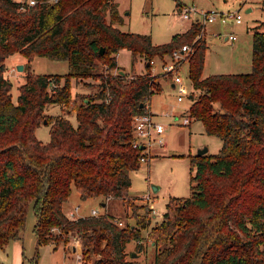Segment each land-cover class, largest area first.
Wrapping results in <instances>:
<instances>
[{"label":"trees","instance_id":"obj_1","mask_svg":"<svg viewBox=\"0 0 264 264\" xmlns=\"http://www.w3.org/2000/svg\"><path fill=\"white\" fill-rule=\"evenodd\" d=\"M121 21L116 0H39L25 10L17 0H0V247L20 238L31 205L37 244L66 245L77 236L83 260L92 264H136L132 252L144 253L145 264H264V20L252 27L250 71L207 76L200 22L154 43L150 34L121 30ZM185 43L197 91L187 115L221 145L214 154L189 156L190 194L169 197L161 220L150 226L151 207L128 195L141 154L132 147L131 120L161 90L149 61ZM124 48L131 69L144 58L142 73L130 75L117 64ZM15 53L65 60L68 71H26L13 102L4 72ZM88 78L97 80L94 92L72 90ZM52 105L60 112L49 114ZM44 119L45 142L35 134ZM72 185L81 199L99 196L106 205L121 198L134 222L118 224L107 212L68 218L63 204ZM131 240L136 243L127 250Z\"/></svg>","mask_w":264,"mask_h":264},{"label":"rangeland","instance_id":"obj_2","mask_svg":"<svg viewBox=\"0 0 264 264\" xmlns=\"http://www.w3.org/2000/svg\"><path fill=\"white\" fill-rule=\"evenodd\" d=\"M118 9L122 15V21L118 27L123 31L139 32L150 34L154 43H164L170 40L171 36L177 32L184 31L190 24V19L180 16L177 2L181 4H195L201 8H211L218 10L236 9L240 7L242 21L240 23L226 22L220 23L206 22L203 39L206 42L205 63L202 76L214 73L248 72L251 69V46L252 27L264 20V0H251L247 4H242L240 0H116ZM251 6L250 11H246L247 6ZM262 27V26H259ZM235 34L234 40L224 39V34ZM154 63L150 64V71L158 76L162 82V90L154 92L150 98L151 107L157 113V121L164 125L163 147L153 145L150 147L151 155L146 161H140V166L136 170L130 171V187L128 195L133 199V203L145 204L151 207L152 226L162 218L165 211V204L169 197H185L190 194V163L189 156L195 155L198 149L207 147L206 153L214 154L218 151L221 140L215 135L205 132L203 124L198 119H189L187 124L182 120L187 115V108L191 100L187 96L192 88L188 75V64L186 61L180 67L179 73L184 81V97L177 101L178 90L170 88L171 73H164L161 67V60L153 58ZM144 58L134 63L135 69H131V54L127 49H121L117 54V64L129 72L142 73ZM169 62V58H165ZM6 70L4 75L12 82V101L16 102L18 88L22 82L26 71L44 74H63L68 71L65 60L51 59L45 56H35L31 60L15 53L5 59ZM17 64H22V68H17ZM104 65L98 67L99 72H104ZM115 70H113L114 72ZM97 80L88 78L77 84L73 91L94 92ZM194 94L197 91H191ZM49 114L60 112L58 106L52 105L47 108ZM178 117V120H174ZM69 118L75 124L74 115ZM38 139L47 141L49 139V126L40 124L35 131ZM158 148V149H157ZM149 152V153H150ZM192 174L194 171L191 172ZM156 185L157 190L152 186ZM148 195L149 200L143 198ZM101 197H90L81 199L75 187L71 186V193L63 204L64 210L79 204V213L88 212L91 207L98 208L100 213H109L124 223L134 222L131 209L128 208L126 215L125 206L121 198H112L106 205H102ZM136 207V206H135ZM143 213L141 208H138ZM35 216L28 207L24 228L19 232L15 244L11 241L4 247H0V261L4 264H31V258L36 252L37 264H92V260L78 261L73 250V237L66 245L62 242L56 244L50 241L46 244H37L33 231ZM149 226V227H150ZM147 229L143 230V238L147 235ZM135 241L127 243L126 249L132 250ZM79 247V246H78ZM153 247H148L147 252L151 256ZM134 252H132L133 254ZM136 258V264H145L144 253L131 255Z\"/></svg>","mask_w":264,"mask_h":264},{"label":"built area","instance_id":"obj_3","mask_svg":"<svg viewBox=\"0 0 264 264\" xmlns=\"http://www.w3.org/2000/svg\"><path fill=\"white\" fill-rule=\"evenodd\" d=\"M18 8L20 10H25L37 2L39 0H17ZM251 0H240L242 4H247ZM249 6V5H248ZM246 7V9L248 8ZM251 9V7H250ZM178 11L182 18L190 19L191 21H198L202 24V30H204L206 22H215L218 21L220 23L233 22L240 23L242 21V12L240 7L236 9H227V10H218L211 8H201L196 6L195 4H181L178 5ZM199 37V36H198ZM230 40H234L236 38L235 34H229L227 36ZM191 51V47L188 44H182L179 48L174 49L169 58V62H165V58L161 60V67L164 70V73H171V80L174 83L175 88L178 90L177 93V101H181L184 97L183 87L184 81L179 73L180 67L184 61H186L185 54ZM117 55V53H116ZM150 64L154 63V60L151 59L149 61ZM153 74V73H152ZM189 117L185 116L182 120V123L187 124L189 122ZM132 124V147L139 148L141 150V154L139 156V161H146L150 156V147L153 145H159L163 147L164 144V125L158 122L154 115L148 110L144 113H135L131 120ZM143 198L149 200L150 197L148 195L143 196ZM79 204H75L72 208H70L65 214L70 219H75L79 216H84L79 214ZM89 215L97 216L100 214L98 208L91 207L88 212ZM118 224H122L119 220ZM73 250L76 254V259L78 261L83 260L82 250H81V242L77 236H73ZM79 246V247H78Z\"/></svg>","mask_w":264,"mask_h":264},{"label":"crops","instance_id":"obj_4","mask_svg":"<svg viewBox=\"0 0 264 264\" xmlns=\"http://www.w3.org/2000/svg\"><path fill=\"white\" fill-rule=\"evenodd\" d=\"M180 2V1H179ZM178 6V5H177ZM251 6H248V8H250ZM249 11L251 10V9H248ZM222 24V23H221ZM204 32H205V27H204ZM229 34H231V33H229ZM228 33L226 34H224V39L226 40V39H229V38H227V36L229 35ZM120 51V50H119ZM118 51V52H119ZM118 52H117V54H118ZM206 53V52H205ZM117 56V55H116ZM251 62V61H250ZM204 63H205V56H204ZM204 63H203V67H204ZM250 66H251V63H250ZM202 70H203V68H202ZM231 73H235V72H231ZM237 73V72H236ZM215 74V73H214ZM210 75V74H209ZM158 81L161 83V90H162V82L158 79ZM170 88H175V86H174V83L173 82H170ZM194 89L193 88H191V91H193ZM191 91H190V93L189 94H191ZM195 91V90H194ZM189 94L187 95L188 97H189ZM149 110H150V112L154 115V118L157 120V113H155V110H153L152 109V107H151V103L149 102ZM175 121L176 120H178V117H175V119H174ZM157 146V145H156ZM158 147V146H157ZM158 149V148H157ZM150 155H151V152H150ZM72 208V207H71ZM63 209H64V207H63ZM69 210V209H68ZM65 211V210H64ZM89 212V211H88ZM88 212H83V213H79L80 215H86V214H88ZM65 213H66V211H65ZM17 240L18 239H16V240H13L12 242L15 244V242H17Z\"/></svg>","mask_w":264,"mask_h":264},{"label":"water","instance_id":"obj_5","mask_svg":"<svg viewBox=\"0 0 264 264\" xmlns=\"http://www.w3.org/2000/svg\"><path fill=\"white\" fill-rule=\"evenodd\" d=\"M248 9H250V8H247V9H246L247 12L249 11ZM99 52H100V53L103 52V47L100 48ZM17 68H22V64H17ZM190 97H191V94H189V98H190ZM43 122L45 123L46 120L44 119ZM206 151H207V147L204 146L203 148L198 149V151H197L196 154H197V155H200V154L206 153ZM152 188H153V190H157V189H158V187H157L156 185H153ZM102 205H104V204L102 203ZM134 254H135V253H133V255H134Z\"/></svg>","mask_w":264,"mask_h":264}]
</instances>
